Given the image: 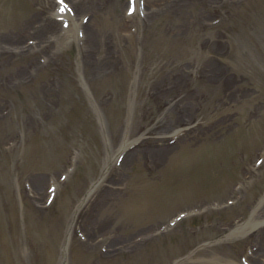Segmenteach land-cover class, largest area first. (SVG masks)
Wrapping results in <instances>:
<instances>
[{"label": "rangeland", "instance_id": "rangeland-1", "mask_svg": "<svg viewBox=\"0 0 264 264\" xmlns=\"http://www.w3.org/2000/svg\"><path fill=\"white\" fill-rule=\"evenodd\" d=\"M208 1L215 2L146 0V18L135 19L131 33L126 0H95L98 6L90 0L80 9L90 12L98 32L88 53L74 44L23 83L46 53L15 50L39 36L35 25L51 12L52 0H0V264H62L64 256L66 264H240L250 236L237 240L222 229L235 219L264 220V167L254 169L264 149V28L257 26H264V0ZM215 16L224 20L213 27ZM229 43L234 52L228 60L242 68L234 74L217 65ZM101 62L105 69L88 73V65ZM251 65L252 75L245 71ZM181 100L191 107L185 124L175 110ZM4 107L10 109L6 117ZM178 129L185 135L162 151V161L146 163L135 151L114 169L111 160L124 138L155 143ZM74 153L76 173L62 184L55 205L43 210L49 179L65 171ZM107 175L119 191L93 204L92 238L81 242L75 227L87 229L78 206L96 198ZM142 191L150 199L148 212L124 217L122 210ZM227 199L235 204L222 208ZM192 208L205 213L157 231ZM100 237L111 238L106 252ZM258 258L264 264V248Z\"/></svg>", "mask_w": 264, "mask_h": 264}, {"label": "bare ground", "instance_id": "bare-ground-1", "mask_svg": "<svg viewBox=\"0 0 264 264\" xmlns=\"http://www.w3.org/2000/svg\"><path fill=\"white\" fill-rule=\"evenodd\" d=\"M91 26H92L91 25V22H89L88 25H87V36H90L91 35V29H92ZM161 150H166V149H161ZM161 154H162V152H161ZM165 156H166V151L163 152V157H165ZM35 183L38 184L39 186H41L40 184H42V179L40 180L39 177H36ZM39 190H42V189H39ZM100 191H107V189L100 190ZM124 211H125V213H124ZM122 213H124V217L130 216L132 214V207H125V209L122 210ZM91 214H92V211H90L89 217L91 216ZM253 227H256V225H252V224L244 225L239 230H236L234 234L235 235H243L247 231H249V228L251 229Z\"/></svg>", "mask_w": 264, "mask_h": 264}, {"label": "snow or ice", "instance_id": "snow-or-ice-1", "mask_svg": "<svg viewBox=\"0 0 264 264\" xmlns=\"http://www.w3.org/2000/svg\"><path fill=\"white\" fill-rule=\"evenodd\" d=\"M59 2L61 3V4H63V0H59ZM68 6L66 5V4H64V7L61 9V11H63L65 8H67Z\"/></svg>", "mask_w": 264, "mask_h": 264}]
</instances>
